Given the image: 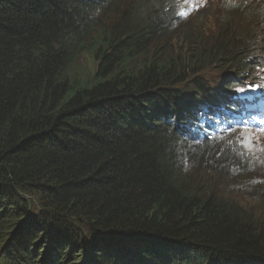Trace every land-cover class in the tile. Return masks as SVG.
<instances>
[{"label":"trees","instance_id":"obj_1","mask_svg":"<svg viewBox=\"0 0 264 264\" xmlns=\"http://www.w3.org/2000/svg\"><path fill=\"white\" fill-rule=\"evenodd\" d=\"M218 1L0 0V264H264L259 172L180 147L264 67V0Z\"/></svg>","mask_w":264,"mask_h":264},{"label":"rangeland","instance_id":"obj_2","mask_svg":"<svg viewBox=\"0 0 264 264\" xmlns=\"http://www.w3.org/2000/svg\"><path fill=\"white\" fill-rule=\"evenodd\" d=\"M199 2L200 7L201 8L204 3H207V5L203 8V9H207L213 2L214 0H196ZM202 9V10H203ZM202 10L198 11L197 14H199ZM183 22H186V20H184ZM179 24H177L178 26ZM200 26V23H196V22H188L186 24L181 25L178 30L182 31H188L189 29H194V31L196 32L197 27ZM216 29H214L213 31L210 30L211 34H214ZM180 33V32H179ZM178 32H174L172 34H166L164 37H160L159 40L156 41L154 47L152 49H150V52H160V49L163 48L164 53L166 52H178V51H183L185 49V44L184 41L186 40V38L183 39V36L180 38L178 37L179 34ZM208 33L206 32L205 35H207ZM176 43V44H175ZM178 48V49H177ZM88 67L89 69H92V65L89 63L87 58H82L81 60H79L75 66V71L77 72V75H82L83 73V67ZM221 73L219 69H213V68H209L206 69L204 72L195 75L198 76V78L203 79L205 82L210 81L212 83V85H214L213 83L215 81H220V79H218L219 77H221ZM264 77V72L258 76H255L250 80L251 82L254 81H260L262 78ZM179 132L182 133L181 130L178 129ZM244 135H248V133H244L243 135L240 133H237L234 137H233V146L241 151L244 152L246 155L249 156L250 162L252 164H254L257 167V171L259 172V175L264 183V133H256V132H252V140H251V151L252 154H247L241 147L238 146V144L236 143L237 140H243L244 139ZM180 139H182L180 141V147L184 148V146L182 145L183 142H188L189 144L191 143V141H189L188 139H186L184 136H180ZM218 147V146H217ZM248 161V158H245ZM187 173V171H185ZM247 191H242L240 192L241 196H243L244 194H246ZM247 198V196L245 197Z\"/></svg>","mask_w":264,"mask_h":264},{"label":"snow or ice","instance_id":"obj_3","mask_svg":"<svg viewBox=\"0 0 264 264\" xmlns=\"http://www.w3.org/2000/svg\"><path fill=\"white\" fill-rule=\"evenodd\" d=\"M259 87H260L259 85H253V86H250L247 89H245V88H237V89H235V91L237 93H244L246 91H253V92H255V91H257V89ZM252 120L254 122H257V123H264V121H256V117L255 116L252 117ZM243 124H244V127L242 129L241 134L243 135L246 132V133H248V135H244V139L243 140H239L238 139L236 143L242 149L251 150V147H252V144H251V140H252V130L248 127V121H244ZM258 131L264 132V127L259 128ZM241 155H243V153H241Z\"/></svg>","mask_w":264,"mask_h":264},{"label":"clouds","instance_id":"obj_4","mask_svg":"<svg viewBox=\"0 0 264 264\" xmlns=\"http://www.w3.org/2000/svg\"><path fill=\"white\" fill-rule=\"evenodd\" d=\"M215 2V1H214ZM213 2V3H214ZM186 20V19H185ZM214 108V106H207V107H201V109L196 113V116H207L208 114H209V111L210 110H212ZM192 120H193V123H196V124H199V122L197 121V119H196V117H193L192 118ZM187 123H190V121H187ZM191 124V123H190ZM189 124V125H190ZM213 144H215V145H217V146H219V149H221V148H223V147H227V148H229L230 150H232V151H234V152H236L244 161H246V162H248V163H250L249 161H247L246 159H245V157L243 156V155H241V151H239V150H237L234 146H233V144H231V145H229L228 143H223V145L222 144H218V142H212ZM252 166H253V168L256 170L257 168H255L254 167V164H252V163H250Z\"/></svg>","mask_w":264,"mask_h":264},{"label":"bare ground","instance_id":"obj_5","mask_svg":"<svg viewBox=\"0 0 264 264\" xmlns=\"http://www.w3.org/2000/svg\"><path fill=\"white\" fill-rule=\"evenodd\" d=\"M238 110H240V108L238 109ZM218 129H220V128H218ZM247 154H252V152L251 151H248L247 149H243ZM245 236V235H244Z\"/></svg>","mask_w":264,"mask_h":264}]
</instances>
